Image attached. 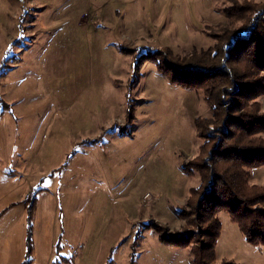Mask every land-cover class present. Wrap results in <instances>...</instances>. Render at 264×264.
I'll use <instances>...</instances> for the list:
<instances>
[{
  "label": "rangeland",
  "instance_id": "374dc122",
  "mask_svg": "<svg viewBox=\"0 0 264 264\" xmlns=\"http://www.w3.org/2000/svg\"><path fill=\"white\" fill-rule=\"evenodd\" d=\"M250 2L264 6L0 0V264H22L29 239L32 264H195L192 245L163 243L159 226L182 232L200 182L183 166L212 109L149 59L211 48ZM250 184L264 186V165ZM220 218L217 263L264 264V245Z\"/></svg>",
  "mask_w": 264,
  "mask_h": 264
},
{
  "label": "trees",
  "instance_id": "16d2710c",
  "mask_svg": "<svg viewBox=\"0 0 264 264\" xmlns=\"http://www.w3.org/2000/svg\"><path fill=\"white\" fill-rule=\"evenodd\" d=\"M243 8L234 15L241 26L222 31L211 48L183 56L157 50L149 59L172 84L203 92L212 109L211 116L197 119L203 143L183 166L200 182L179 210L182 232L159 226L163 243L192 245L195 264H218L223 212L250 244L264 245V186L250 184L251 171L264 165V110L258 101L264 93V6L250 2ZM30 241L22 264L33 263Z\"/></svg>",
  "mask_w": 264,
  "mask_h": 264
},
{
  "label": "crops",
  "instance_id": "0c3cea01",
  "mask_svg": "<svg viewBox=\"0 0 264 264\" xmlns=\"http://www.w3.org/2000/svg\"><path fill=\"white\" fill-rule=\"evenodd\" d=\"M4 112H5V111H4ZM4 112H3V113H4ZM1 113H2V111H1Z\"/></svg>",
  "mask_w": 264,
  "mask_h": 264
}]
</instances>
